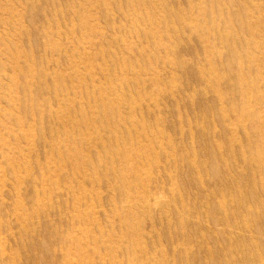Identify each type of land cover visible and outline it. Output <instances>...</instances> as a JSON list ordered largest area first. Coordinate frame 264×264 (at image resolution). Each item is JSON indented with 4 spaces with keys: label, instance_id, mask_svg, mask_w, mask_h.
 Returning <instances> with one entry per match:
<instances>
[{
    "label": "rangeland",
    "instance_id": "1",
    "mask_svg": "<svg viewBox=\"0 0 264 264\" xmlns=\"http://www.w3.org/2000/svg\"><path fill=\"white\" fill-rule=\"evenodd\" d=\"M0 264H264V0H0Z\"/></svg>",
    "mask_w": 264,
    "mask_h": 264
}]
</instances>
